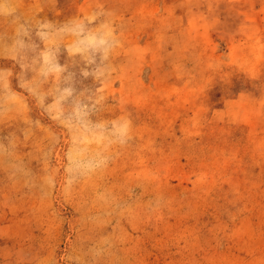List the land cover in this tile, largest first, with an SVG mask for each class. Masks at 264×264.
<instances>
[{"label":"rangeland","instance_id":"rangeland-1","mask_svg":"<svg viewBox=\"0 0 264 264\" xmlns=\"http://www.w3.org/2000/svg\"><path fill=\"white\" fill-rule=\"evenodd\" d=\"M194 6L216 26L173 48ZM250 15L264 0H0L18 119L0 132V264H264V124L212 117L264 97Z\"/></svg>","mask_w":264,"mask_h":264},{"label":"crops","instance_id":"crops-1","mask_svg":"<svg viewBox=\"0 0 264 264\" xmlns=\"http://www.w3.org/2000/svg\"><path fill=\"white\" fill-rule=\"evenodd\" d=\"M239 3L242 0H234ZM207 3V2H206ZM208 7L212 8L211 5ZM202 14H201V13ZM207 13V16H204V13ZM184 16H176L174 21L178 22L176 26L174 24V31L172 36H178V41H174V47L185 49L184 44H186L187 40L192 38H198L199 33H204L206 35V29L209 25L211 27L216 26L217 20L214 19V15L210 11H203L202 8L194 6L189 12ZM253 14V13H250ZM212 18V19H211ZM207 20H210V23H206ZM259 19L257 17H253L252 15L247 16L242 20V25L250 26V27H258L260 32L256 34H251L254 38L260 40V48L259 53L264 58V20L258 26ZM214 25V26H213ZM241 25V26H242ZM179 38L180 39L179 41ZM172 51H176L173 49ZM184 64V62H182ZM226 116H229L235 121H243L246 122L254 128L258 129L264 124V97L260 98L258 95H255L250 92H240L235 98L230 99L229 101H225L221 108L215 109V112L212 114L213 119H224ZM18 123V119H16V114L14 113L12 107L10 106H0V132H12L15 126ZM4 197L10 196L8 193L3 195ZM5 228L8 225H4Z\"/></svg>","mask_w":264,"mask_h":264}]
</instances>
